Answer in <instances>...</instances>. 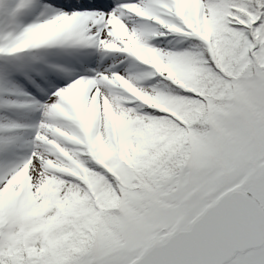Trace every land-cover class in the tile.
Here are the masks:
<instances>
[{
    "label": "snow or ice",
    "instance_id": "snow-or-ice-1",
    "mask_svg": "<svg viewBox=\"0 0 264 264\" xmlns=\"http://www.w3.org/2000/svg\"><path fill=\"white\" fill-rule=\"evenodd\" d=\"M0 12V264H264V0Z\"/></svg>",
    "mask_w": 264,
    "mask_h": 264
},
{
    "label": "rangeland",
    "instance_id": "rangeland-1",
    "mask_svg": "<svg viewBox=\"0 0 264 264\" xmlns=\"http://www.w3.org/2000/svg\"><path fill=\"white\" fill-rule=\"evenodd\" d=\"M0 2H4V0H0ZM8 3H11L13 2V0H7ZM65 10H68V9H65ZM25 22H29V21H25ZM10 29V25H9V22L6 18V16L0 12V31H6V30H9ZM179 38H174L172 36H169L167 37V41H172L171 44H167L168 47H173L174 45L176 47H182L183 45H180V44H176V40H178ZM154 43H158L157 41H154ZM166 43V42H165ZM160 46H165V44H161ZM87 67V66H86ZM0 85L2 86V83H0ZM36 99H41L40 96H37L36 94H34ZM0 96H7V93H3V92H0ZM14 99H17V97H12ZM19 99H23V98H19ZM38 113H36V115H34L33 112L29 113V112H25V113H19L17 112L16 110L15 111H12V112H9V111H5V110H0V119H3V118H12L14 120L17 121V117H23V119L25 118L26 120H32V119H36V122H34V124L38 123L39 122V119H40V113L39 111H37ZM18 122V121H17ZM34 133V129L32 128L31 130H28L27 132L24 130V129H21V130H18L16 133H11L13 135H19L21 137H24L26 139H30L31 136L33 135ZM2 135V134H0ZM2 158V157H0Z\"/></svg>",
    "mask_w": 264,
    "mask_h": 264
},
{
    "label": "bare ground",
    "instance_id": "bare-ground-1",
    "mask_svg": "<svg viewBox=\"0 0 264 264\" xmlns=\"http://www.w3.org/2000/svg\"><path fill=\"white\" fill-rule=\"evenodd\" d=\"M18 112H19V113H25V112H28V111H25V110H18ZM32 112H34V111H32ZM29 113H31V112H29Z\"/></svg>",
    "mask_w": 264,
    "mask_h": 264
}]
</instances>
